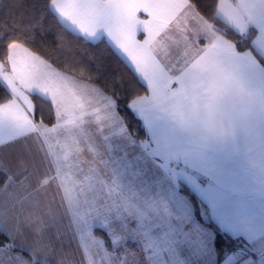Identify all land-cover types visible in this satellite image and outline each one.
Wrapping results in <instances>:
<instances>
[{"label":"crops","instance_id":"crops-1","mask_svg":"<svg viewBox=\"0 0 264 264\" xmlns=\"http://www.w3.org/2000/svg\"><path fill=\"white\" fill-rule=\"evenodd\" d=\"M50 5L72 31L104 38L145 84L147 93L128 107L146 135L138 138L127 127L97 84L11 44L0 59V85L8 95L0 101V168L9 175L0 186V228L10 244L0 245V264H73L69 227L81 216L86 195L109 202V229L124 236L130 264H197L198 258L223 264L237 249L241 255L229 264H264V65L258 57L264 60V0H218L216 6L217 17L235 31L255 30L252 49H239L189 0ZM32 93L53 103L54 123L34 119ZM141 98L147 99L143 112ZM193 152L212 157L229 188L232 211L220 228L238 244L223 259L203 223L194 243L175 237L180 213L169 193ZM105 153L108 162L118 158L122 176L102 180ZM55 167L81 184L112 189L106 194L83 186L71 194L75 207L62 208L59 194L47 189ZM86 169L95 176L84 179Z\"/></svg>","mask_w":264,"mask_h":264},{"label":"trees","instance_id":"trees-1","mask_svg":"<svg viewBox=\"0 0 264 264\" xmlns=\"http://www.w3.org/2000/svg\"><path fill=\"white\" fill-rule=\"evenodd\" d=\"M196 10L212 21L219 33L232 40L239 49H252L255 30L243 35L216 15L218 0H189ZM51 0H0V59L8 54L13 43H19L39 54L54 67L77 78L97 84L114 100L127 127L140 138L146 131L128 103L147 93V87L132 68L115 52L104 38L89 40L65 26L51 8ZM264 65V60L258 56ZM0 85V101L7 97ZM34 119L46 124L56 120L53 103L32 93ZM9 175L0 168V186ZM214 232V250L218 259L237 247L238 239L222 230L216 223L201 221ZM223 240L216 248V238ZM0 245L10 246L7 234L0 228ZM132 245V244H129ZM15 249V247H12ZM42 264V263H37Z\"/></svg>","mask_w":264,"mask_h":264},{"label":"rangeland","instance_id":"rangeland-1","mask_svg":"<svg viewBox=\"0 0 264 264\" xmlns=\"http://www.w3.org/2000/svg\"><path fill=\"white\" fill-rule=\"evenodd\" d=\"M72 15L73 14H69L68 17H71ZM119 140L120 143H124L121 138ZM102 143L105 146H108L107 138L102 139ZM113 154L114 153L111 150V155ZM107 157L108 155L106 153L102 155V180L103 178L104 180H108L111 178V176H122L123 174L121 173L124 170L119 166H116L118 163V158L116 157L111 162H108ZM51 176V183L50 185L47 184V189H51L52 193L59 194L58 203L62 208L67 206V204L71 209L75 207L78 201L73 200L71 198V194H73L75 191L77 192L83 186L87 192H91L93 189L94 192L102 191V193L105 192L106 194L110 192H108V189H112V186H107V184L105 185L103 183L101 187H98L94 184L87 185L86 182L81 184L80 180L78 182L75 176L72 178L69 177L66 171L60 167L53 168ZM93 176H95V174L91 172V170L89 171L86 169L84 179L93 178ZM108 205L109 202L103 198H101L99 201H96L95 199H90L87 195L85 196V205L83 211L81 212V216L74 217L75 225L69 227L73 234L74 244L76 245V257L73 264H130L131 258L129 255L124 254V250L129 247L123 244L122 240L124 236L121 234H114L109 229L111 217L108 215L110 209ZM93 208H98L100 210L99 214L96 213V210L92 212ZM175 221H179L177 225L180 226L181 221L177 218H175ZM227 221L228 218L226 220H219L217 222L219 225L217 223L216 224L219 227L222 225V227L225 228V225H227L225 223ZM241 222L244 224L245 220H241ZM175 237L177 242H179L180 233H175ZM127 244L129 245L131 243ZM241 251L242 249H237L234 251L236 253L230 254L224 259L226 260L231 258L229 261H233V257H235L237 254L240 256ZM204 255L205 254L201 256ZM249 255L252 256V252H250ZM167 259L169 261L172 260L171 256H167ZM206 262L207 260L204 258L197 259V264H206Z\"/></svg>","mask_w":264,"mask_h":264},{"label":"snow or ice","instance_id":"snow-or-ice-1","mask_svg":"<svg viewBox=\"0 0 264 264\" xmlns=\"http://www.w3.org/2000/svg\"><path fill=\"white\" fill-rule=\"evenodd\" d=\"M140 111L147 110V99L141 98ZM169 195L175 202L181 221L180 235L188 243H194L201 230V221L217 223L226 220L232 211L229 188L219 165L210 156L190 153L186 172ZM223 240L216 238V248ZM226 259L223 264H229Z\"/></svg>","mask_w":264,"mask_h":264}]
</instances>
